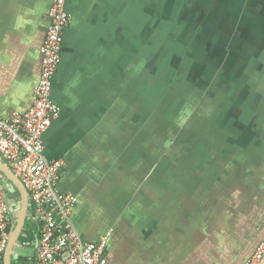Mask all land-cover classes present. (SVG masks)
I'll list each match as a JSON object with an SVG mask.
<instances>
[{
	"label": "crops",
	"instance_id": "obj_1",
	"mask_svg": "<svg viewBox=\"0 0 264 264\" xmlns=\"http://www.w3.org/2000/svg\"><path fill=\"white\" fill-rule=\"evenodd\" d=\"M52 3L0 0L4 121L33 104ZM67 9L72 20L52 90L61 114L44 135L43 154L65 163L58 188L78 198L71 220L82 239L108 237V264H246L264 240L259 132L236 140L204 139L216 129L209 121L208 131L198 136L204 141L164 158L159 137L146 129L142 87L136 83L148 36L162 37L149 25L158 12L155 2L68 0ZM246 121L242 115L236 124ZM202 142L207 151L191 152ZM0 162L7 166L1 157ZM0 184L16 226L21 192L2 171ZM31 212L29 200L27 220ZM31 225L33 238L20 239L30 229L24 226L11 264H33L40 228ZM4 258L5 253L0 264Z\"/></svg>",
	"mask_w": 264,
	"mask_h": 264
},
{
	"label": "flooded vegetation",
	"instance_id": "obj_2",
	"mask_svg": "<svg viewBox=\"0 0 264 264\" xmlns=\"http://www.w3.org/2000/svg\"><path fill=\"white\" fill-rule=\"evenodd\" d=\"M164 1L153 0L159 13L149 25L153 31H157V36L161 31L162 37L155 41L153 35L148 36L141 77L136 80L142 87L148 134L155 133L159 137L163 156L167 153L169 156L174 155L178 151L186 152L195 142L204 141L198 136L205 134H195L198 128L192 132L193 127L199 124L201 129L203 124L204 130L208 131L209 121L214 123L217 117L219 120L221 118L219 126L223 132L212 129L214 134L204 139L214 136L216 140L219 137L236 140L253 136L258 131L257 125H249L246 121V126H238L236 122L239 117L242 118V112L254 103L255 95L251 97L250 89L253 80L249 75L253 64L249 59L252 57L264 64L263 3L261 0H172L170 5L166 3L171 10L168 15L163 11ZM200 2L202 7L196 4ZM172 4L175 6L172 7ZM191 5L199 10L197 14H192L194 7L190 8ZM230 19L235 20L234 27ZM255 28H259L258 32ZM234 33L235 38L232 37ZM205 39L207 43L201 42ZM196 44L202 46L197 47ZM217 46H220L219 49L232 48L224 60L216 50L213 52ZM194 51L198 55L193 54ZM194 57L198 60H193ZM186 62L189 63L188 67ZM186 73L190 79L187 86L184 82L180 84ZM198 79L199 84H196ZM238 83L242 85L240 90L236 88ZM178 87H186L192 97L197 93L196 97L203 98L196 101L193 107L183 101L175 104L177 96L171 92L174 89L178 93ZM261 102L264 103V100ZM243 104L245 109L241 110ZM224 107H230L231 111L223 112ZM208 117L211 118L209 121ZM185 120L190 121L191 130L179 129L178 123Z\"/></svg>",
	"mask_w": 264,
	"mask_h": 264
},
{
	"label": "built area",
	"instance_id": "obj_3",
	"mask_svg": "<svg viewBox=\"0 0 264 264\" xmlns=\"http://www.w3.org/2000/svg\"><path fill=\"white\" fill-rule=\"evenodd\" d=\"M67 2L53 0L42 46L40 80L31 108L13 114L9 121L0 118V157L25 186L32 207L29 219L40 228L33 264H108V237L85 241L71 220L78 198L58 188L64 161L47 160L43 154L44 135L61 114L52 90L62 60L65 30L72 20ZM14 227L8 196L0 184V262ZM246 264H264V240Z\"/></svg>",
	"mask_w": 264,
	"mask_h": 264
},
{
	"label": "rangeland",
	"instance_id": "obj_4",
	"mask_svg": "<svg viewBox=\"0 0 264 264\" xmlns=\"http://www.w3.org/2000/svg\"><path fill=\"white\" fill-rule=\"evenodd\" d=\"M252 1H257L258 2L259 0H252ZM171 2H172V0H165L164 1L165 7L163 8V11H165V14L170 15V13H171L170 6H167V5H170ZM261 2L264 5V0H261ZM166 3H167V5H166ZM196 4H197V6H200V7L203 6V4L201 2L200 3H196ZM171 6L173 7V6H175V4H172ZM192 7H194V12L192 14H197L196 11H199V10L195 8L196 7L195 5H191L190 6V8H192ZM158 13L159 12H156V16L158 15ZM229 22H230V24H232V27H234L235 20L234 19H230ZM238 27L239 26H237V28ZM255 29L257 30L256 32H258L259 28H255ZM254 34H257V33H254ZM232 37L235 38V33H234V35H232ZM201 42H205V41L203 40ZM219 47L220 46H217V48H214L213 52L216 50V52L220 56V58L222 60H224V57L227 55V53L232 48L230 47V48H226V49L225 48H222V49L220 48L219 49ZM226 50H228V51H226ZM208 52H209V50L207 51V53ZM193 54H195V55L197 54L198 55V53L196 51H194ZM193 60H198V59L194 57ZM200 60H201V58H200ZM249 61L253 64V67L249 69V75L252 76V80H253V86L252 87L250 86L251 95H252L251 97H253L254 95H255V97L253 99L254 103L250 106V108H248L246 111L242 112L243 113L242 115H244V117L246 119H248V123H252V124L256 123V125H258V132H259L258 135H259V138H260V141H261V145H260L259 148L261 150H264V120L259 118L260 114H263L262 118H264V103L261 102L262 100H264V64L261 63L262 62L261 60H259L258 62L256 60H253L252 57L249 59ZM259 63H261V64H259ZM186 64H187V67H188L189 63L186 62ZM258 66H259V68H261L260 72H259ZM186 76H188L187 73H186V75L183 76V80L184 81L180 80V84H181V82H184L185 86H187V83H189V80H190ZM226 77L230 78L229 75H226ZM194 81H195V79H194ZM256 81H257V83H256ZM196 84H199V79L196 80ZM240 87H242V85L240 83H238V85H236V88H238L237 90H240L241 89ZM186 90H187L186 87L184 89H181L180 87H178V89H177L178 93H175L174 89H173V92H171V93H173V94H175L177 96L176 101L174 102L175 104H179L180 102L183 101L185 103H189V107L190 106L193 107L195 105L194 103H196V101H200L199 99L203 98V96L196 97L197 93H195L194 97H192V95H189V93ZM164 94H162V95H164ZM198 94H200V92H198ZM257 107H259V108H257ZM194 109H197V107L194 108ZM244 109H245V106L243 104V106H241V110H244ZM225 111L230 112L231 108L230 107H224L223 112H225ZM209 119H211V118L208 117V121H209ZM220 120H221V118H220ZM220 120L217 117V119L213 123L214 126L216 127L218 133H220V129L218 128L219 124H220ZM189 124H190V121L185 120L183 123H178V126H179V129L182 127L183 129H186V130L190 129L191 130V127H190ZM196 125L198 127L197 126L193 127L192 132H194V129L198 128L194 133L197 134V135L202 134L203 131H204L203 124H201V127H202L201 129H200V125L199 124H196ZM189 134L191 135L192 133H189ZM171 149H174V148H171ZM169 150H170V148H169ZM168 154L169 153H167V155ZM30 249H31L30 252H32V251L34 252V247L33 246Z\"/></svg>",
	"mask_w": 264,
	"mask_h": 264
},
{
	"label": "water",
	"instance_id": "obj_5",
	"mask_svg": "<svg viewBox=\"0 0 264 264\" xmlns=\"http://www.w3.org/2000/svg\"><path fill=\"white\" fill-rule=\"evenodd\" d=\"M261 145V141L259 142V146ZM0 171L5 173L7 177L14 182V184L17 186V188L20 190L21 195H22V204L18 216V221L17 225L15 226L13 230L12 237L8 243L6 252H5V258H4V264H11L10 259H11V251L14 246V244L17 242L19 235L21 234L24 224L26 221V214L28 210V193L23 185V183L17 178V176L7 167L5 166L2 162H0Z\"/></svg>",
	"mask_w": 264,
	"mask_h": 264
},
{
	"label": "trees",
	"instance_id": "obj_6",
	"mask_svg": "<svg viewBox=\"0 0 264 264\" xmlns=\"http://www.w3.org/2000/svg\"><path fill=\"white\" fill-rule=\"evenodd\" d=\"M216 128V127H215ZM218 128H220V126L218 127ZM255 135V134H254ZM204 147H205V149H204ZM208 150V148L206 147V144L205 143H201L200 145L199 144H196L195 145V147L191 150V152H204V151H207ZM166 156H169V154L167 155V154H165V156H164V158L166 157ZM167 161V159H164V162H166ZM202 161V160H201ZM31 223H33L32 221H30L29 219L27 220L26 219V221H25V224H24V226L25 227H30V229H28V230H24L25 232H26V237L25 236H23L22 234L20 235V239H22V240H30L31 238H33V230H32V225H31Z\"/></svg>",
	"mask_w": 264,
	"mask_h": 264
}]
</instances>
